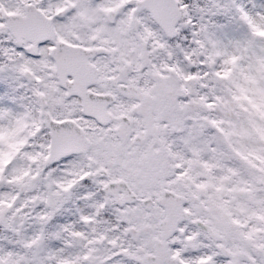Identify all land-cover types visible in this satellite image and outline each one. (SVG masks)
I'll return each mask as SVG.
<instances>
[{
	"label": "snow or ice",
	"instance_id": "obj_1",
	"mask_svg": "<svg viewBox=\"0 0 264 264\" xmlns=\"http://www.w3.org/2000/svg\"><path fill=\"white\" fill-rule=\"evenodd\" d=\"M0 264H264V0H0Z\"/></svg>",
	"mask_w": 264,
	"mask_h": 264
}]
</instances>
